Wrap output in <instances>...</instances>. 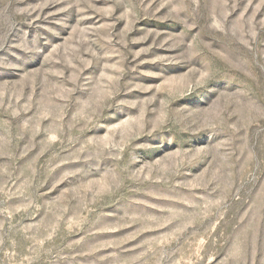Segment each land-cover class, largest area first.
I'll return each instance as SVG.
<instances>
[{
	"label": "rangeland",
	"instance_id": "374dc122",
	"mask_svg": "<svg viewBox=\"0 0 264 264\" xmlns=\"http://www.w3.org/2000/svg\"><path fill=\"white\" fill-rule=\"evenodd\" d=\"M0 264H264V0H0Z\"/></svg>",
	"mask_w": 264,
	"mask_h": 264
}]
</instances>
